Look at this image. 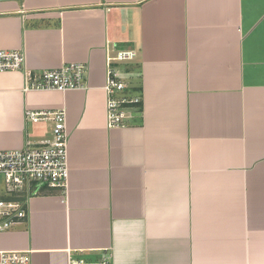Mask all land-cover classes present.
I'll return each instance as SVG.
<instances>
[{
	"label": "crops",
	"instance_id": "0c3cea01",
	"mask_svg": "<svg viewBox=\"0 0 264 264\" xmlns=\"http://www.w3.org/2000/svg\"><path fill=\"white\" fill-rule=\"evenodd\" d=\"M112 48L135 52L142 104L108 129ZM0 50L31 71L86 67V87L63 93L0 73V151L50 137L26 110H64L69 166L66 191L30 197L0 251L31 264H264V0H0Z\"/></svg>",
	"mask_w": 264,
	"mask_h": 264
},
{
	"label": "built area",
	"instance_id": "2783aa9c",
	"mask_svg": "<svg viewBox=\"0 0 264 264\" xmlns=\"http://www.w3.org/2000/svg\"><path fill=\"white\" fill-rule=\"evenodd\" d=\"M133 50H106L105 121L108 129L123 127L131 111H141V94L130 85L139 78L128 65L135 59ZM119 65L123 73L117 72ZM129 69H128V68ZM22 72L25 91L66 92L86 87V67L82 63H68L57 69L31 71L25 66L24 54L17 50H0V73ZM26 121L50 122V137L35 145L26 143L23 149L0 151V233L9 232L25 223L28 200L42 189L65 192L69 178L68 133L64 110L35 112L26 110ZM0 264H31L27 251H0ZM71 264H85L72 262ZM93 264V263H92ZM95 264H110L103 257Z\"/></svg>",
	"mask_w": 264,
	"mask_h": 264
},
{
	"label": "rangeland",
	"instance_id": "374dc122",
	"mask_svg": "<svg viewBox=\"0 0 264 264\" xmlns=\"http://www.w3.org/2000/svg\"><path fill=\"white\" fill-rule=\"evenodd\" d=\"M122 67H123V65H122ZM3 190V182H2V178L0 177V191H2Z\"/></svg>",
	"mask_w": 264,
	"mask_h": 264
}]
</instances>
